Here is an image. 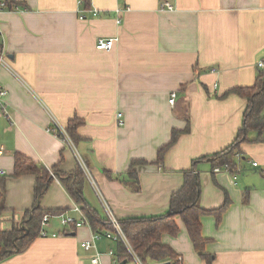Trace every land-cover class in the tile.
Segmentation results:
<instances>
[{
  "label": "crops",
  "instance_id": "0c3cea01",
  "mask_svg": "<svg viewBox=\"0 0 264 264\" xmlns=\"http://www.w3.org/2000/svg\"><path fill=\"white\" fill-rule=\"evenodd\" d=\"M17 1L29 7H0V44L7 56L0 85L8 91L6 111L0 108V183L6 188L0 229L23 225L36 205V176H12L16 152L63 174L78 170L79 153L90 171L83 196L100 215H107V206L118 219L166 212L184 170L232 144L242 127L248 101L230 91L253 86L263 70L264 0H169L173 10L163 9V0H90L88 8L80 0ZM100 37L119 41L100 50ZM76 117L83 122L74 149L49 129L55 122L67 127ZM186 128L160 160L173 130ZM235 160L233 172H213L209 159L195 167L201 207L215 210L230 198L220 217L201 218L205 250L214 255L210 264H264V174L251 163L264 167V141L243 143ZM134 161L146 162L135 167L139 190L122 180ZM39 204L54 214L71 212L78 203L55 178ZM177 223L180 232H166L162 241L181 264H209L180 217ZM49 231H62L56 218ZM93 232L84 225L38 236L0 264H90L96 249L81 243ZM96 244L111 264L116 241L112 247L103 236Z\"/></svg>",
  "mask_w": 264,
  "mask_h": 264
},
{
  "label": "trees",
  "instance_id": "16d2710c",
  "mask_svg": "<svg viewBox=\"0 0 264 264\" xmlns=\"http://www.w3.org/2000/svg\"><path fill=\"white\" fill-rule=\"evenodd\" d=\"M2 1V0H0ZM6 6L3 9H15L16 7L27 6L17 0H4ZM86 8L90 6V0H80ZM3 50L0 44V51ZM230 92L237 93L247 98V105L244 111L242 127L238 130L232 144L220 152L206 155L193 160L191 168L184 170V183L180 189L171 196L169 209L157 215L136 216L118 219L122 230L130 245L144 264H154L157 262H170L171 264H181L179 254L169 244L162 241L164 233L177 235L180 227L177 218L180 217L184 222L190 238L199 255L206 259L210 264L214 255L205 250V244L208 239L202 234V216L209 213H215L218 217L228 207L230 198L226 196V201L221 208L207 210L201 207L199 200L202 192V183L200 174L196 170V165L201 160H210L214 167L228 164L232 169H237L238 164L235 160V152L245 142L264 141V69L258 75L253 86L235 87ZM83 122L80 118L70 120L67 131L75 144L81 139L77 132L78 126ZM185 130H173L171 141L162 147L159 151L160 160L163 159L167 149L178 139L179 135ZM255 131V137H251L250 132ZM137 164H146V162H132L127 171L128 176L122 179L130 183L135 190L140 189L139 173L136 171ZM213 167V168H214ZM53 172V173H52ZM110 177L113 175L107 172ZM24 174H33L36 176L35 197L36 205L32 210L25 213L23 225L16 226L11 230L0 229V262L16 253H20L28 248L32 241L39 236L40 222L45 213L40 206V201L46 193L49 185L55 178L60 179L68 192L80 204L86 213L89 223L94 232L104 233L106 230H115L109 215H100V213L88 203L83 196V183L88 178L82 166L74 174H63L56 167L48 168L45 164L36 162L32 158L16 152L15 168L12 176L17 177ZM5 183H0V213L5 210ZM247 200V197L246 199ZM115 258L117 263L135 264L125 242L121 239L116 241Z\"/></svg>",
  "mask_w": 264,
  "mask_h": 264
},
{
  "label": "built area",
  "instance_id": "2783aa9c",
  "mask_svg": "<svg viewBox=\"0 0 264 264\" xmlns=\"http://www.w3.org/2000/svg\"><path fill=\"white\" fill-rule=\"evenodd\" d=\"M6 6V2L4 0L0 1V7ZM161 7L163 9H168V10H173L174 5L169 1V0H163L161 3ZM94 14L98 13V10L94 9ZM82 19L85 18L84 15L81 16ZM119 41V37H100L97 40L96 43V48L100 50H111L114 48L116 43ZM7 66V56L4 50L0 51V66ZM259 67L264 69V61L259 62ZM7 89L4 88L2 85H0V108H2L4 111H6V95H7ZM176 101V92H172L170 94L169 102L171 104H174ZM117 120L119 125L125 124V119H124V114L123 112H118L117 113ZM54 134H56L58 137H60L66 144L70 145L72 148L76 149V145L70 136L69 132L67 131V127H64L60 125L58 122H55V124L50 127V129ZM2 149L0 148V154L2 153ZM78 158L80 160V164L83 167L84 171L86 172L88 178L90 177V171L88 166L86 165L85 161L83 158L77 153ZM254 167H258L261 172L264 174V167L262 164H260L258 161H252L251 162ZM223 168L227 169L228 171H232L233 169L228 165H221V166H216L213 168V172H220ZM5 173L4 171H0V174ZM53 173V172H52ZM236 177V176H235ZM107 214L111 218V221L114 225L115 230H107L103 234L100 232H93V235L91 239L83 241L81 243L82 247L85 249H96V253L91 257V263L90 264H106L103 260V255L101 252L97 250V244L96 241L102 238L103 236H106L107 238L117 241L118 239H121L122 241L125 242L126 246L128 247V250L130 254L132 255L135 264H144L141 259L138 257L132 246L130 245L129 241L127 240L121 225L118 222V218H116L111 211V209L107 206L106 207ZM52 218H56L61 225L62 231L59 232H50L49 227L51 226V220ZM84 225H90L88 217L86 213L83 211L80 205H75L72 208L71 212L67 211H60L57 213H45L41 219L40 222V227H39V236H58L61 235L65 232L75 230L81 226ZM109 255L114 256L113 261H117L115 258V253L113 249L109 250ZM182 260V258L180 257Z\"/></svg>",
  "mask_w": 264,
  "mask_h": 264
},
{
  "label": "rangeland",
  "instance_id": "374dc122",
  "mask_svg": "<svg viewBox=\"0 0 264 264\" xmlns=\"http://www.w3.org/2000/svg\"><path fill=\"white\" fill-rule=\"evenodd\" d=\"M104 241H105V242H109V243L111 244L112 247L115 245V241H113V240L107 238L106 236H104ZM113 257H114V256H113ZM111 264H120V263H117L116 261H113V262H111Z\"/></svg>",
  "mask_w": 264,
  "mask_h": 264
},
{
  "label": "water",
  "instance_id": "95a60500",
  "mask_svg": "<svg viewBox=\"0 0 264 264\" xmlns=\"http://www.w3.org/2000/svg\"><path fill=\"white\" fill-rule=\"evenodd\" d=\"M127 263V260H124L122 262V264H126ZM154 264H171L170 262H157V263H154Z\"/></svg>",
  "mask_w": 264,
  "mask_h": 264
}]
</instances>
